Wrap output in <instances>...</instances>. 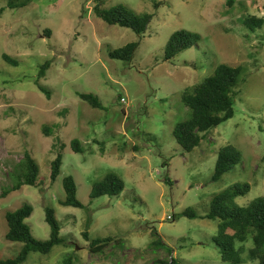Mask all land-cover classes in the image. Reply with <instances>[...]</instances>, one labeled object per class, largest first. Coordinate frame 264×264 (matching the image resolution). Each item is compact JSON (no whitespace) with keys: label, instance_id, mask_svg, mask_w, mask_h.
Returning a JSON list of instances; mask_svg holds the SVG:
<instances>
[{"label":"rangeland","instance_id":"374dc122","mask_svg":"<svg viewBox=\"0 0 264 264\" xmlns=\"http://www.w3.org/2000/svg\"><path fill=\"white\" fill-rule=\"evenodd\" d=\"M98 1L107 10L124 4L154 17L140 39L131 28L99 18ZM159 1L31 0L20 6L23 0H0V257L23 248L6 238L5 214L29 203L33 235L50 238L49 206L64 243L48 254L32 251L22 264H63L68 255L73 264H160L170 254L181 264H225L214 241L220 220L205 218L211 197L236 184L251 186L237 198L239 206L264 195V23L243 25L247 16L264 18V0H235L232 6L228 0H164L156 8ZM178 30L200 39L166 61L167 42ZM135 41L140 45L131 61L110 57ZM4 53L18 65L4 60ZM46 60L52 65L40 81L48 91L36 84ZM220 63L245 68L235 116L185 151L174 136L176 125L190 117L182 95ZM83 92L97 96L102 108L81 99ZM73 139L81 152L72 148ZM229 144L243 160L215 182L218 152ZM25 153L40 167L38 185L4 195L18 182ZM59 154L62 169L52 183L51 164ZM109 173L120 176L125 189L92 197L93 184ZM67 175L76 180L83 208L61 202ZM187 209L196 216L185 215ZM106 237H113L110 245L92 253L91 241ZM240 244L244 257L254 245L251 236Z\"/></svg>","mask_w":264,"mask_h":264},{"label":"trees","instance_id":"16d2710c","mask_svg":"<svg viewBox=\"0 0 264 264\" xmlns=\"http://www.w3.org/2000/svg\"><path fill=\"white\" fill-rule=\"evenodd\" d=\"M30 1L23 0L20 6H25ZM12 2H9V5H13ZM234 2L235 0H228L230 6ZM163 3L164 0H160L155 4V7L159 8ZM94 10L99 18L109 24L131 28L140 39L146 33L154 17V13L137 14L124 4L113 6L107 10L102 8L100 1L95 5ZM263 23L264 18L247 16L244 18L243 25L255 29L261 28ZM47 34L50 36L51 31L48 30ZM199 39L200 35L192 31L178 30L174 32L167 42L164 59L172 61L179 53L193 47ZM139 45L140 41L130 42L112 50L110 57L131 61ZM3 58L12 65H18V61L8 53H4ZM51 65L52 61L46 60L42 64L36 79V84L44 91L48 90L40 80L47 76ZM244 69L243 65L234 66L228 63H220L212 75L207 76L202 82L184 91L182 99L190 110V117L176 125L174 136L185 151H193L201 144L209 130L218 127L235 116V100L240 93L237 87L240 85L239 80ZM79 96L94 108H102L99 98L94 94L83 92L79 93ZM47 131L49 132V127H46ZM71 146L76 152L82 150L78 139H73ZM242 160L243 154L236 146L232 144L223 146L218 152L212 180L215 182L220 180L224 174L232 171L234 166L240 164ZM62 164L63 156L59 154L51 164L50 176L52 183L60 175ZM19 170L17 173L18 182L11 189L6 190L4 195L19 190L24 185H38L40 167L32 155L25 153L24 159L19 163ZM63 187L66 198L61 201L62 204L83 208L84 204L78 198V186L73 175L65 176ZM250 188L249 184H236L220 193H216L211 197L209 212L205 214V218L220 220L218 234L214 241L220 249L225 264H244L248 261H258L257 264H264V195L245 206H239L236 202L237 198L245 196ZM124 189L125 181L116 173H109L101 181L93 184L91 196L95 198L104 195H116ZM45 211L46 221L51 227L50 238L47 240L37 239L27 223V219L34 212L33 205L26 203L14 211L6 212L5 217L9 226L6 238L11 241L23 242L24 246L13 257H0V264H22L27 260L30 252L36 251L48 254L55 246L64 243V239L61 237V224L56 216L55 209L48 206ZM184 214L190 217L196 216V213L189 209L185 210ZM86 224L87 229L84 236L89 239L90 217ZM250 236L254 245L250 248L248 255L244 257L245 247L243 244L238 246V243H245ZM112 241L113 237L96 238L91 241L89 248L92 253L97 254L104 251ZM158 243L165 245L161 239ZM170 255L171 257L168 260L160 259L157 261L160 264H181L179 259L172 254ZM63 264H73L70 255L67 256Z\"/></svg>","mask_w":264,"mask_h":264}]
</instances>
